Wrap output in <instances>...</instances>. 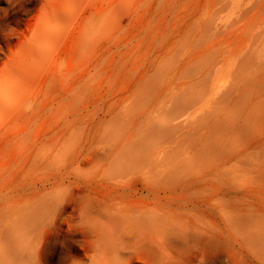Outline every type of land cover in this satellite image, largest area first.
<instances>
[{"label": "bare ground", "instance_id": "obj_1", "mask_svg": "<svg viewBox=\"0 0 264 264\" xmlns=\"http://www.w3.org/2000/svg\"><path fill=\"white\" fill-rule=\"evenodd\" d=\"M36 38L0 85V264L264 250V0H100Z\"/></svg>", "mask_w": 264, "mask_h": 264}, {"label": "rangeland", "instance_id": "obj_2", "mask_svg": "<svg viewBox=\"0 0 264 264\" xmlns=\"http://www.w3.org/2000/svg\"><path fill=\"white\" fill-rule=\"evenodd\" d=\"M100 0H0V85H5L6 72L13 68L17 59L37 42V32L45 22L57 24L62 31L75 27L76 20L89 8L94 9ZM72 16L73 22L59 20V16ZM15 93L11 97L16 98ZM157 118L153 121L156 122ZM152 234V232H151ZM150 237L157 240V236ZM153 236V237H152ZM74 233H55L49 238V248L64 253L70 249ZM162 243L155 248L128 249L127 264H264V250L244 246L234 250L226 244H218L209 233L193 237L177 236L163 232L158 236ZM150 238V239H151ZM174 242V245L170 244ZM117 258V262H118ZM57 264V262H53Z\"/></svg>", "mask_w": 264, "mask_h": 264}]
</instances>
